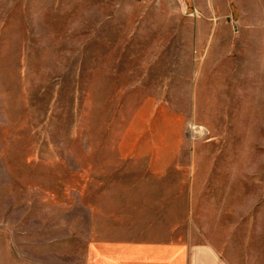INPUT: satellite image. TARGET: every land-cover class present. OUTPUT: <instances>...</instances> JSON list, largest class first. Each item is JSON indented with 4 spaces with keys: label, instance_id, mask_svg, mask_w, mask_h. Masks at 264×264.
<instances>
[{
    "label": "rangeland",
    "instance_id": "obj_1",
    "mask_svg": "<svg viewBox=\"0 0 264 264\" xmlns=\"http://www.w3.org/2000/svg\"><path fill=\"white\" fill-rule=\"evenodd\" d=\"M133 238L264 264V0H0V264Z\"/></svg>",
    "mask_w": 264,
    "mask_h": 264
},
{
    "label": "crops",
    "instance_id": "obj_2",
    "mask_svg": "<svg viewBox=\"0 0 264 264\" xmlns=\"http://www.w3.org/2000/svg\"><path fill=\"white\" fill-rule=\"evenodd\" d=\"M92 264H233L208 243L179 244L178 241L151 242L108 240L91 248Z\"/></svg>",
    "mask_w": 264,
    "mask_h": 264
},
{
    "label": "bare ground",
    "instance_id": "obj_3",
    "mask_svg": "<svg viewBox=\"0 0 264 264\" xmlns=\"http://www.w3.org/2000/svg\"><path fill=\"white\" fill-rule=\"evenodd\" d=\"M202 130V129H201Z\"/></svg>",
    "mask_w": 264,
    "mask_h": 264
}]
</instances>
